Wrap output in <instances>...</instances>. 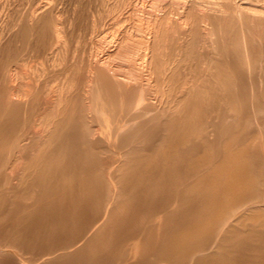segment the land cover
<instances>
[{
  "label": "bare ground",
  "instance_id": "obj_1",
  "mask_svg": "<svg viewBox=\"0 0 264 264\" xmlns=\"http://www.w3.org/2000/svg\"><path fill=\"white\" fill-rule=\"evenodd\" d=\"M0 264H264V0H0Z\"/></svg>",
  "mask_w": 264,
  "mask_h": 264
}]
</instances>
